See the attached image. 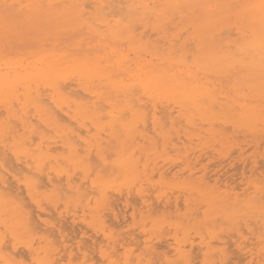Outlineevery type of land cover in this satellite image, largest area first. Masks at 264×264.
Listing matches in <instances>:
<instances>
[{
	"label": "rangeland",
	"instance_id": "1",
	"mask_svg": "<svg viewBox=\"0 0 264 264\" xmlns=\"http://www.w3.org/2000/svg\"><path fill=\"white\" fill-rule=\"evenodd\" d=\"M234 5L235 3H233V5L230 4L233 10H235L233 7L237 8V5ZM230 6L225 8L226 12L228 11V9H230V15H228V13L223 15L222 20L224 23L228 22V25H219V31L221 32V29L224 28L226 32L224 30V32H222V34L217 37L221 38V36H230H228V38L225 37V39H223V42H231L230 39H233L234 34L237 31L234 30L235 23L233 22L234 20L232 18L234 13H231V11L233 10H231ZM179 9L180 8L178 7L177 10L176 7L175 11L171 10L168 12V14H170L169 17L173 13L175 15L171 16L172 19L170 18L172 22L168 19V23L170 22V25L167 26L168 29L163 28L164 26L166 27V22L162 25V32L165 31L166 33H163L164 35L162 34L161 29H158V32L156 34V31L153 29L152 26L151 28H149L150 25L155 23L156 21H153L152 19L150 22L148 21V24H150L149 27H146L148 28V31L145 28L146 30L144 37L147 38V36L149 35V38L146 39L143 37V40H148V42L151 43L150 45L152 46L153 44L155 47L158 46L159 50L157 49V52L159 55L155 57L138 44L134 46V49L136 48L134 50L133 45L135 44H133V42L129 39L128 35L124 36L117 31L113 33L107 31L104 32V30H101L102 28H97L96 24H94L95 21H93L92 17L89 15H87L89 16V20L86 19V15L81 17L82 22H77L76 20L66 18L67 16L56 21L50 20L44 22L45 24L40 27V30H37L35 28L28 29V24H25L27 22L23 19V17L17 15V13L12 9L0 7V19L6 24V26L4 24H1V28L5 31L8 30L10 32L7 34L8 37H6L5 35V33L7 32H0V69H2L1 72H10V69H8L5 64H1L7 59L8 61L22 60L23 64L20 65H22L23 67L27 66L26 69L28 72H35L36 70L34 69V60L39 56V52H46V54L49 53V57H47L48 60L51 61L56 58L55 56H63V60L66 59V61H68L70 60V56L71 62L65 63L67 66L70 63L69 67L82 62H87L89 66H92V64H94L97 66L100 65L101 67L103 64H110V67L106 65V68H102L105 70V74H109L110 78H113L111 80L117 81L120 80V78L122 77V83L131 84L132 82L135 83V79L130 78L129 75L137 74V72H140V70L138 69L142 70L146 64H153L154 66H163L161 65L162 62L165 63V61H167L168 63L170 62L169 65H172L173 67L169 66L168 63H163L164 66H168L169 69H171L172 71L174 70V74H176L177 77H182L179 78L182 79V81L183 79L184 82L189 81V84L188 82L186 83L187 87L190 86V89H196L200 87V89L202 88V91L205 90V92H210L215 101V106H212L210 109H207V112L204 114H199L194 104H191L190 107L192 109L190 108V115H192L191 118H193L190 120L189 123L186 120H182L181 122L183 123H181V126L179 125L180 123H177L176 126H173L176 131L175 129L170 130L172 128L168 127L167 124L164 127V131H168L169 136L171 134L170 139L167 141L169 144H165L159 135H155L153 133L151 129V122L149 119H147V121L149 122H147V125L149 124V126H147V129L144 132L147 133V135L150 136L156 142V144L153 148V146H151L148 142H143L142 140H139V144L140 147L143 149V152L135 153L136 163L133 167V173L132 175H130V177L124 173L123 169L121 168V165H116L118 159H116L115 157L117 155L122 157V154L125 152V150L118 146L116 144L117 142L115 143L114 141H108L109 139L105 133H102L103 135L101 134V137L104 136L108 143H97L94 138L90 140V137L95 136L94 134L97 135V131L96 129L93 130L95 127L91 125V123H89L88 121H86L87 123L85 122V125H79L75 121L71 120H68L69 122L65 123V125H67V127L71 130H75L76 128L77 130H75V132H79V134L83 132V135H90L88 133H92L88 137L83 136L81 134L80 136L83 139L81 140V143H83L84 145L80 142L79 144L78 142L76 144H78L77 149L82 150V153L80 152L81 154L87 153L88 148H93L90 157H94L89 160V165L86 164V162H84L86 160H84L79 163L80 167L77 166V168H75L67 163L66 165H63V163H65L63 161L54 162L53 157L65 155V153L67 152L66 148H63L62 142L57 135H55L48 128L46 129V127H44L42 124H38L36 121L34 122L33 120V136L37 135L38 133H41L47 137H52L51 140L55 141L54 143L50 144V146H56V148L52 149V151L49 152L50 156H53L50 160L51 164L49 166H46L45 171L46 173H49V177L51 176L53 178L57 177V175L58 177H60V184L62 186H60V188H62V190L60 191L59 196H61L63 199L55 195L50 196L52 195L50 187L40 188V193L32 198L28 194V192H26V189L21 185V188L23 190L21 189V195H19V197H22L20 200L22 203H25L23 204V209L25 211L30 212L31 216H33L32 212L34 213V215H36L37 213L40 214V212L41 214L47 213L45 215L40 214L39 216L41 219H45L46 221L53 223L54 227L52 230L49 225L46 226L42 221H37L36 216H33L35 219H33V217L32 219L36 222L33 221L34 223L32 222V226L30 224L31 227L29 228V230L25 227L22 228L23 230L21 232V235L19 234V241H16L15 239L13 240L12 238L8 237L9 235L6 236L4 240V246L6 244L8 246L6 245L7 248H5L4 251L9 253H11L10 251H12L11 254L15 257L14 261H19L17 263L36 264L31 259L33 251L30 252L27 249L26 244L28 243V245H31L33 249H38L39 251H43L44 249L46 250V247L49 248L51 245L52 246L50 248H54L53 246L57 247H55V250L59 249L62 246L59 251L64 248V245L68 249L71 248L72 252H74L75 249V252L73 253L74 255H72L71 257L73 258L76 256L75 258H73L74 260L69 258L67 251L59 252L57 250V257L61 258L62 256V259H58L60 260L58 262L59 264H264V86L259 87L258 95H252V93L249 92L246 86L241 83V80L245 76L260 74L259 76H261V78L264 77V68H262L261 66H256L253 68L249 67L248 72H244L245 76L242 74V72L238 73L241 66H234L233 68L231 66L228 68L215 67L216 70L214 69L213 71L212 66H207L206 64L205 66L203 65L204 69H202L203 66H199L201 64H196L195 56L197 55L196 48L200 44L199 42V44L197 45L198 42H196V40H204L205 37L200 38V36H204V33L198 26V29L191 28L192 25L188 23L191 20V17L202 18V13L197 12L191 15V13L187 12L184 7H182V9L184 10L181 9V11H179ZM183 12L186 14L187 19L189 18L190 20L186 19V16H184L185 14L182 15ZM195 14H198V16ZM182 16H184L185 18ZM204 19L205 18H202V20ZM91 21H93V24H91ZM11 23L18 24L19 30H16H18L20 33L17 34V36H15L16 34L14 35V30L10 29L12 27ZM55 23H57V25L59 24V27H55ZM128 25L132 26V29L133 26H135L133 25V23H129ZM231 25L233 27H231ZM201 27L207 29L206 27ZM229 27L232 29L230 30ZM208 29L211 28L208 27ZM137 30L134 31V33L139 32L141 29ZM193 30H197L199 34L197 33V35H195L196 33L195 31L192 32ZM29 31H35L32 32L34 33V35H31L32 33H30ZM232 31L234 33L233 35L227 34L232 33ZM190 32L192 34H189ZM1 33L3 36L1 35ZM159 34L163 37H161ZM168 34H178L177 38H181L178 39L180 41H178L180 45L182 41L183 45H186L185 40H188V42H193L191 43V45L190 43H187L186 47H189L188 49L184 48V46L182 47L181 45L183 49V54L188 55V58L186 59L187 61L185 63H189V66H192V68L188 67V64L182 65L183 62L181 63V61L178 59L181 55L180 51H178L177 49L179 47L178 43H176L175 47L173 48L174 52H172L173 50H171V48H169L170 50L167 48V46H169L168 42H166L168 45H162L164 42L160 38H170V35L169 37H167ZM237 34L238 32H236L235 35L238 36ZM18 36L19 39H17ZM156 36H160L159 40ZM195 36L197 38H195ZM189 37H194L195 39L192 38L193 40H190ZM5 38L7 39L5 40ZM49 38L50 40H48ZM150 38L153 40H150ZM18 40H20L21 42ZM14 41L17 43V45ZM69 41L71 42V44ZM130 42L133 45H130ZM160 47H163L164 49ZM161 49L165 50V53ZM168 51H171V53H168ZM36 52L38 55H36ZM51 52L52 55L50 54ZM57 52L58 54L54 55ZM60 52L63 55L59 54ZM64 52H66L65 55ZM83 54L85 56H88L85 57L83 56ZM191 55H193V57ZM124 56H126V58ZM142 56L144 57L142 58ZM72 58L75 64L72 61ZM94 58L96 60L98 58V60L94 61ZM154 58H158L157 60L159 61L156 63L157 60H155ZM80 59L84 60L80 62ZM141 60L144 61L142 62ZM161 60L163 61L161 62ZM172 60L176 61V63ZM122 63H124L125 66ZM178 63H181V65H179ZM66 65L63 64L60 67L66 68L64 67ZM112 65L114 66L112 67ZM115 66L118 69H115ZM195 67L198 68L195 69ZM150 68L151 67L147 69ZM205 69H208L206 71L209 72H205L206 74L204 76L203 70ZM132 70L133 73H131ZM177 70H179V72ZM180 70H182L181 73ZM197 70H199V72H196ZM64 72L67 78L63 82H70L71 86L73 85V89H77V91L80 90L79 93H83L80 87H74V84L76 85V83L78 82L77 76L73 74L71 70L68 72L65 70ZM10 73L12 74V77H14V71H11ZM182 73L184 75L186 74V76H184ZM112 75L114 77H112ZM196 75L199 79L196 77ZM234 77L237 79H235ZM94 79L95 80L93 81V83L95 84L93 85H97L96 87H98L99 84L101 85L103 81H105L101 80L102 82H99L98 79ZM193 81L196 82L193 83ZM201 83L202 85H204L203 87L200 85ZM207 85L210 89H212L213 92H211ZM40 88V90L45 95H47L49 91L47 90L44 92L42 90L43 87L40 86ZM134 88L136 89V87ZM134 88L132 91V97L135 101V99H138V95L141 97L143 94L139 92V89L135 90ZM105 91H109V88L105 89ZM226 91L229 93H227ZM83 95L86 96L87 94L84 93ZM238 95L240 96L238 97ZM140 97V102H146L144 104L145 106H147L144 107L143 104V107L146 108L145 110L149 112L148 117L151 116L150 112L152 110V101H150V99L146 96L144 97V95L141 98ZM158 97L154 103V105L157 106L156 115H164V113H167V110L170 111L172 109L171 116H176L177 110L179 109L176 97L168 95H159ZM191 97L193 98V100L198 99L195 92L191 93ZM226 97L228 98V100L226 99ZM230 97L233 100L229 99ZM173 98L175 99L173 100ZM200 102L205 107H208L211 104V102L207 99H201ZM233 103H235L236 105ZM238 104L239 106L243 104V106L239 107ZM213 107L215 108L213 109ZM243 107H246V109H243ZM161 109L165 110L160 111ZM252 109H254L260 115V118L254 121L248 118V115L250 114ZM98 110L100 112H104L105 108H99ZM191 112L193 114H191ZM232 115L235 117H232ZM0 117L2 119H5V112L3 110V107L1 106ZM199 117L201 118L199 119ZM194 118H198V120L196 121V119ZM10 122L11 125L15 124V120L13 119H11ZM17 124L18 122L16 123V125ZM213 124H216V127H213ZM41 125L44 127L43 129L41 128ZM17 126L20 127L19 124ZM17 126L15 129H19V131L16 133V135L19 139H21L25 137L26 133H23L22 130L20 131V128H18ZM38 126H40V128H38ZM224 126L228 127H225L224 129ZM177 128L180 129V132ZM86 129H88L89 131H86ZM139 129L141 130L142 128L139 127ZM227 129H229V131H227ZM18 133H20L21 135H19ZM119 133L120 135H122L121 130L119 131ZM119 137L121 138L122 136ZM173 137L175 140L173 139ZM104 138L103 140H105ZM9 139L11 138L8 137L4 141L6 145H8V142L9 144L12 143V141ZM17 139L16 141L19 142L20 140ZM158 139L159 142H157ZM185 139L187 141L184 142L183 140ZM35 141L37 142L38 139L35 138ZM174 141H178L179 143H176ZM13 144L14 143H12V146ZM9 146L11 145H8L7 147ZM166 146L169 149L166 148ZM1 148L2 147L0 146V156H2L0 161L3 160L2 162L4 164L12 163L11 165H16L14 155H12L11 153L9 154V150L6 147L2 149ZM99 148H102L105 151V159H99L98 155L96 154V150ZM6 150L8 151L5 155ZM111 154H113V156ZM9 156H11L12 158H10ZM118 156L117 158H121ZM7 159L8 161L11 160V163L6 161ZM12 160L13 162L15 161L14 164ZM112 161L115 162V164H113ZM53 164L54 167H52ZM139 165L140 168L138 167ZM50 166L52 168H50ZM68 166H70L69 168H71V170L66 168ZM61 168H63L64 171ZM72 168H75L74 172H72L73 174L71 173V171H73ZM78 168L80 169L78 170ZM68 170L70 173L68 172ZM141 170L145 171L146 174L144 172H141ZM54 171H56L57 173ZM59 172H62V174ZM135 172L136 174L138 173V176L135 174ZM118 173L120 175H118ZM68 174L70 175L68 176ZM22 175L23 174L19 173L15 174L16 177H19L21 180H23L24 178H22ZM133 176L134 180L133 178H131ZM74 179L77 181H75ZM102 179L105 180L106 186L104 185V181ZM132 181H136L135 185L134 183H132ZM67 182L80 185L81 187L79 188L78 193H75L73 191H65L66 189L64 187L66 186ZM126 183H130L131 186ZM102 184L104 185V187L102 186ZM249 186H251L252 188H250ZM255 186L259 187V189H255ZM121 190L124 191V193L121 192ZM90 191H96V193H98L99 195L97 194V196L95 192L93 194V192L91 193ZM100 193H102L103 196H101ZM100 196L103 197V199L100 198ZM120 196L122 199L120 198ZM98 198H100V200L96 205ZM128 198L131 200H129ZM105 199L112 201L114 204L110 205L111 202H109L108 200L104 202ZM28 201L29 203H27ZM35 201L37 202L35 203ZM38 202L40 204H38ZM76 209L78 213L76 212ZM69 210H72L73 212ZM51 211L53 212V215ZM102 213H105L106 215ZM49 214L53 217H51ZM84 215H86L87 217ZM56 217L57 219H60H54ZM57 221L58 223H54ZM63 221H66L67 223ZM38 223L41 224L39 225ZM23 226L25 225L23 224ZM36 226H39L40 228H36ZM41 228L42 231L39 230ZM66 228L67 231H65ZM44 230L45 232L43 233ZM30 231L31 233H29ZM51 232L56 233V236H54V234H52ZM76 234L78 235L77 237ZM44 235L46 238L44 237ZM52 235L53 239L55 238L54 240L52 239ZM68 238L70 241H68ZM14 241H16L17 243ZM78 241H80L79 245L81 244V250L79 251L77 249ZM84 241H86V243L90 245L87 246ZM62 242H65L66 244L64 243L63 245ZM83 242L85 244H83ZM12 245H14V248ZM9 246L10 248H8ZM73 246L74 249H72ZM85 247L86 249H83ZM21 249L23 250V252ZM114 249H117L116 253L114 252ZM24 251L26 256L24 255ZM21 253L23 255H21ZM43 253L44 252H41V254ZM64 253L65 255H61ZM18 254L24 256L25 258H28L29 260L27 259V261L24 257L18 256ZM86 257L90 258L86 259Z\"/></svg>",
	"mask_w": 264,
	"mask_h": 264
},
{
	"label": "bare ground",
	"instance_id": "2",
	"mask_svg": "<svg viewBox=\"0 0 264 264\" xmlns=\"http://www.w3.org/2000/svg\"><path fill=\"white\" fill-rule=\"evenodd\" d=\"M233 3H235V5H237V8L233 7L235 10H233L232 7L230 6V4L233 5ZM181 6L184 7L187 12L191 13V15L194 13L200 12V13H202V18H205L204 20H202V18H198V17L192 18L191 17V20H190L189 18L187 19V16L184 12L182 14V15L185 14L184 16H186V19L190 20L188 23L192 25L191 28H197L198 29V27H199L201 29V31L204 33V36L203 35L200 36V38L205 37L204 40L203 39L202 40L198 39V41L196 40V42H198L197 45L200 42V44L196 48L197 49V55L195 56V60H196L197 65L201 64V65H199L201 67L203 65L205 66L206 64H207V66L211 65L213 68V71H214V69L216 70L215 67H217V68L227 67L228 68L231 66L233 68L234 66H239V67L241 66L240 69L238 68L239 69L238 73L242 72V74L244 76H245L244 72L247 73L249 70V67L253 68L256 66H261L262 68H264V0H0V7L12 9L13 11H15L17 13V15H20L21 17H23V19L27 22L25 24H28L27 25L28 29H34L35 28L37 30H40V27L43 26V24H45L44 22H47L50 20H52V21L60 20L62 18H65V16H67L66 18L76 20L77 22H82L81 17H83L84 15H86V17H87L86 19H88V20H89V16H91L93 21H95L94 24H96L97 28H102L101 30H104V32L107 31V32L113 33V32L117 31V32H120L124 36L128 35L129 39L133 42V44H135V45H133L130 42V45H133V49H134V46H136L138 44L139 46H142L151 55H154L155 57L159 55L157 52V49L159 50L158 46H156L157 47L156 48L153 43H152L153 44V46H152V45H150L151 43H149L148 40H146V41L143 40V37L145 36L144 35L145 30L147 29V31H148V28H146V27H149V24H150V23L148 24V21L150 22L151 19L153 21H156L155 23H153L154 25L151 24L149 27V28H151V26H152L153 29L156 31L155 32L156 34L158 32V29H161V32H162L163 28L168 29L167 26L170 25L169 24L170 22L168 23V19L171 20L172 19L171 16L175 15L174 13L173 14L171 13L172 15L169 17L170 14H168V12L171 10L175 11L176 7H177V10L179 7L180 8L179 11H181V9H182ZM229 6L231 7V10H233V11H231V13H234V15L232 17L234 20L233 22L235 23V29L234 30H237L236 32H238V34H237L238 36H236L235 35L236 32L234 34L233 31H232V33H227V34H232V35L234 34V37H236V38L238 37V38L236 39L233 37L234 40L230 39L231 42H223V39H225L226 36H224V37L221 36V38H219L217 36L221 35L222 32H224V30H225L224 28H222L223 30L221 29V32H220L219 31L220 30L219 25L220 24H223L226 26L228 25V22L224 23L222 20H223V15H225L227 13H228V15H230V11H229L230 9H228L227 12L225 9ZM182 10H184V9H182ZM87 15H89V16H87ZM195 15L198 16V14H195ZM184 16H182V17H184ZM174 18H175V16H174ZM93 21H91V24H93ZM179 21H181V20H179ZM124 22L125 23L128 22V23L125 24ZM171 22H172V20H171ZM129 23H133V25H135V26H133V29L131 28L132 26L128 25ZM164 23L166 24L167 28L165 26L164 27L162 26ZM167 23H168V25H167ZM1 24H4L6 26V24L0 19V30L2 29ZM55 25H56L55 27H59V24L57 25V23H55ZM186 25H188V24H186ZM201 26L206 27L207 29L202 28ZM208 27L211 29H208ZM231 27H233V26L231 25ZM10 29L14 30V35L16 34L15 36H17V34L20 33L18 31L19 30L18 24L13 23L12 27ZM16 29H18V30H16ZM137 29H141V30L139 32L134 33V31H136ZM229 29L231 30L232 28L229 27ZM2 31H5V30L2 29L0 32H2ZM68 31H70V30H68ZM96 31H98V30H96ZM194 31L195 30H193L192 32H194ZM5 32H7V33H5V35H6V37H8L7 34L10 32L8 30H6ZM26 32H28V31H26ZM29 32L32 33L35 31H32V32L29 31ZM225 32H226V30H225ZM30 33H25V34H30ZM163 33L166 34L165 31L162 32V34ZM195 33H196L195 35H197V33H198L197 30L195 31ZM85 34H87V33H85ZM171 34L167 35V37H169V35H170L171 36L170 38H166V39L160 38V39H162L164 42L162 45L167 44L166 42H168L169 46H167V48L168 49L171 48V50H173L176 43L179 44V42H180L178 39H181V38L180 37L177 38L178 34H175V35H171ZM181 34H183V33H181ZM189 34H192V33L190 32ZM1 35H2V33H1ZM31 35H34V33H32ZM95 35H97V34H95ZM160 36L163 37L162 35H160ZM228 36L226 38H228ZM67 37H68V34H67ZM156 37L159 40V37L158 36H156ZM144 38H146V37H144ZM147 38H149V35L147 36ZM192 38L195 39L197 37L195 36V38L194 37H192ZM192 38H190V40ZM6 39L7 38H5V40ZM17 39H19V36ZM20 40H18V41H20ZM48 40H50V38ZM150 40H153V39L150 38ZM29 42H32V41H29ZM46 42H47V40H46ZM185 42H186V45H187V43H190V45H191V43H193L192 41L188 42V40L187 41L185 40ZM70 44H71V42H70ZM16 45H17V43H16ZM162 45H160V46H162ZM181 45H182V47L184 46V48H187L186 45H183V41H182ZM181 45L179 44L178 45L179 47L177 46L178 51H180V53H181V55L179 56L178 59L181 61V63L183 62L182 65L188 64V67L192 68V66H189V63H185L187 61L186 59L188 58L187 57L188 55L183 54V49H182ZM24 46H26V45H24ZM142 47H138V48H142ZM160 48H163V47H160ZM26 49H27V47H26ZM163 49H161V50H163ZM177 49H175V50H177ZM139 50H141V49H139ZM164 51L165 50H163V52ZM73 52H74V50H73ZM144 52H146V51H144ZM148 52H146V53H148ZM169 52L171 53V51H168V53ZM172 52H174V50ZM65 53L66 52H64V55H65ZM50 54L52 55V52ZM57 54H58V52L54 55H57ZM59 54H62V53L60 52ZM84 54H83V56H85ZM36 55H38L37 52H36ZM48 55H49V53L46 54V52H44V53L39 52V56L34 60V65H35L34 69L36 70L35 72H28L26 69L27 66L23 67L22 65H20V64H23L22 60H9L8 61V59H7V60L3 61V63H1L2 65L5 64V66L8 69H10V72L14 71V73H13L14 77H12V74L9 71L1 72L2 69H0V106L3 107V110L5 112V119L7 120L6 121L5 119H2L0 117V146L2 148L6 147L9 151L6 150L5 155L7 154V151H8L9 154L11 153L12 155H14V158L16 161V163H15L16 165H11L12 164L10 162L11 160L8 161V159L6 161L10 162L11 164H9V163L4 164L2 162L3 160L0 161V261H1V264H20V263H17L19 261H14L15 257L11 254L12 251H10L11 253L4 251V249L7 248L6 247L7 244L4 246V243H5L4 240H5V237L9 235L8 237L12 238L13 240L15 239L17 241L19 239V234L21 235V232L23 230L22 228L25 227V228H28V230H29V228L32 226V224L34 222H36L33 220V219H35L33 216H36L37 221L38 220L42 221L46 226L49 225V227L52 228V230L54 227L53 223L48 222L45 219L40 218L39 215L41 214V212H40V214L37 213L36 215H34V213L32 212V208L34 206L31 208V212H32L33 216H31L30 212L25 211L23 209V207H24L23 204H25V203H22L20 200L22 197L21 198L19 197V195H21L20 194L21 189H22L21 185L26 189V192H28V194L32 198L35 197V195H38L40 193L39 192L40 188H46V187H50V189H51L52 195H50V196L55 195V196L61 197V196H59L60 191L62 190V188H60V186H61L60 179H59L60 177H58V175H57V177H53V178L51 176L49 177V175H48L49 173L48 172L46 173V171H45L46 166L47 165L49 166L51 164L50 160H51V157L53 156V155L50 156L49 152L52 151V149L56 148V146L52 147V146H50V144L54 143L55 141L51 140L52 137H47L41 133H38L37 135L33 136V133H34L33 123L35 121L38 124H42L44 127H46V129L48 128L55 135H57L62 142L63 148H66L67 152L65 153V155L53 157L54 162L63 161V162H65V163H63V165H66V163H67V164H69L75 168H77V166L80 167L79 163H81L84 160H86L84 162H86V164L89 165V163H88L89 160L94 157V156L90 157L93 148H88L87 153L81 154L82 150L81 149L78 150L77 145L79 144V142L81 143V140H83L80 136L83 132L81 131L82 133H80V134H79V132H75V130H77L76 128H75V130H71L67 127V125H65V123L69 122L68 120H71V121H75L79 125H81V124L85 125V122L88 121L89 123H91V125H93L95 127L93 130L96 129V131H97V135L94 134L95 136L90 137L91 138L90 140H92V138H94L97 143H101V144L103 142L108 143L106 141V139L104 138V136L101 137V134L105 133L109 139L108 141H114L115 143L117 142L116 144L125 150V152L122 154L123 155L122 157L117 155L118 157H121V158H117V156L115 157L116 159H118L116 162V165H121V168L123 169L124 173L130 177V175H132V173H133V167L135 166V163H136L135 153L136 152H143V149L140 147L139 140H142L143 142H148L151 146H153V148L156 144V142L150 136H148L147 133L144 132V131H146L147 126H149V124L147 125V122H148L147 119H149L151 122V129H152L153 133L155 135H159L161 137V139L163 140V142L165 144H167L168 143L167 141L170 139L171 134L169 133L170 134V136H169L168 131H164V127L168 124V127L172 128L170 130H173V129H175L173 126H176L177 123H180L179 125L181 126V123H183V122H181L182 120L183 121L186 120L189 123L190 120L193 118V117L191 118L192 115H190V110L192 109L190 107L191 104H194V106L197 109V112L199 114H204L207 112V109H210L212 106H215L214 105L215 101H214L212 94L210 92H205V90L202 91V88L200 89V87L199 88L193 87L196 89H192V88L190 89L189 88L190 86L187 87L186 83L188 82V84H189V81L184 82V79L182 81V79H179L182 77H177L176 74H174V70L172 71L171 69H169L168 66H167L168 68L164 66L165 63H168L167 61H165V63H164V62H162L163 60H161V62H162L161 65H163V66H160V65L154 66L153 64H150V65L146 64L147 66L145 65V67H143L142 70L138 69V70H140V72H137V74L129 75L130 74L129 73L128 74L129 77L132 79H135L134 80L135 83L132 82L131 84H126V83L124 84V83H122V79H121L122 77L120 78V80L114 81V80H111L113 78H110L109 74H105V72H104L105 70L102 67L106 68L107 64L106 65L103 64L104 66L102 65V67L100 65L97 66V65L92 64L94 61H97L98 58H97V60L95 58H94L95 60L93 59L94 61L91 63L92 66H89V64H87V62L75 64V62L73 61V58H72V61L74 62L75 65H72L69 67L70 63L68 66L65 63L71 62L70 56H69L70 60H68V61H66V59L63 60V56L62 57L61 56H55L56 58L51 61V60H48V57H49ZM71 56H72V54H71ZM87 56H85V57H87ZM129 56H131V55H129ZM191 56L193 57V55H191ZM73 57H74V54H73ZM85 57H84V59H85ZM124 57L126 58V56H124ZM143 57L144 56H142V58ZM81 59H80V62L84 60V59L83 60H81ZM121 59H122V57H121ZM157 59H155V60H157ZM172 59H174V58H172ZM158 61L159 60H157L156 63ZM180 61H178V62H180ZM122 62H123V60H122ZM173 62L176 63V61H173ZM181 63H178V64L181 65ZM63 64L66 65V66H64L66 68L60 67ZM122 64H124V63H122ZM169 64H170V62L168 63V65ZM109 65H107V66L110 67ZM113 66L114 65H112V67ZM124 66H125V64H124ZM169 66L173 67L172 65H169ZM204 66L202 69H204ZM149 67H151V68L147 69ZM138 68H139V66H138ZM197 68L195 67V69H197ZM212 68H208V69H212ZM111 69H113V68H111ZM115 69H118V68H116V66H115ZM174 69H176V68H174ZM208 69L203 70L204 76L206 73L209 72V71L208 72L206 71ZM65 70L67 72L71 70V72L77 76L78 82L76 83V85L74 84V87L75 86H77L78 88L80 87V89L82 90L83 93H79L80 90L77 91V89L76 90L73 89L72 88L73 85L71 86L70 82H63L67 78L66 74L64 72ZM177 71L179 72V70H177ZM184 71H183V73H184ZM181 72H182V70H180V73ZM196 72H199V70H197ZM109 73H111V72H109ZM131 73H133V70ZM175 73H177V72H175ZM180 73H178V74H180ZM249 73H251V72H249ZM112 74H116V73H112ZM142 75H143V77H142ZM181 75H179V76H181ZM259 75L260 74L252 75V76H245L241 80V83L246 86V88L249 90L250 93H252V95L253 94L258 95L259 94V92H258L259 87L264 86V77L261 78V76H259ZM184 76H186V74ZM112 77H114V76L112 75ZM196 77H197V75H196ZM237 77H240V76H237ZM94 78L98 79L99 82H102L101 80H105V81H103V83L101 85L99 84L98 87H96L97 85L96 86L93 85V84H95V83H93V81L95 80ZM118 79H119V77H118ZM235 79H237V78H235ZM199 81H201V80H199ZM194 82H196V81H193V83ZM202 83L200 85L203 87L204 85H202ZM206 83H207V81H206ZM40 86L43 87L42 90L44 92L47 90L49 91L47 93V95H45L40 90L41 89ZM93 86H95V87H93ZM134 87H136V89ZM207 87L209 88L208 85H207ZM107 88H109V91H105V89H107ZM133 88L135 90L139 89L140 91L139 90L138 91L141 92L144 95V97L146 96L147 98L150 99V101H152V104H151L152 110L150 112L151 116L148 117L149 112L145 110L146 108H144L147 106V105L145 106V104H144L146 102H144V103H142L143 101L140 102L141 99L139 100V97H140L139 95L137 96L138 99H135V101L133 100V97H132L133 96V94H132ZM210 90H211V92H213L212 89H210ZM192 92H195L198 99L193 100V98L191 97ZM84 93L87 95L84 96L83 95ZM227 93H229V92H227ZM135 94H136V92H135ZM153 95H155V96H153ZM159 95H161V96H167L168 95V96H175L176 97L177 102H178V108H179L178 110L176 109L177 110V114L175 112L176 116H174V117L171 116L172 115V109L170 111L167 110V113L166 114L164 113V115L163 114L161 116L156 115V112H157L156 107L157 106L154 105V103H155V100H157V97ZM239 96L240 95H238V97ZM227 97H228V95H227ZM227 97H226V99L228 100ZM236 97H235V100H236ZM174 99L175 98H173V100ZM201 99H207L211 102V104L208 107H205L203 104H201V102H200ZM229 99H232V98L230 97ZM168 102H169V100H168ZM143 104H144V107H143ZM233 104H235V103H233ZM244 105H245V103H244ZM238 106H239V104H238ZM238 106H235V107H238ZM241 106H243V104L240 105L239 107H241ZM99 108H105V111L100 112L98 110ZM214 108L215 107H213V109ZM243 109H246V107L245 108L243 107ZM162 110L163 109H161L160 111H162ZM191 114H193V113L191 112ZM1 115H2V113H1ZM232 117H235V116L232 115ZM162 118H164L165 120ZM200 118L201 117H199V119ZM248 118L252 119L254 121V120L260 118V115L254 109H252L250 114L248 115ZM11 119L15 120V124H12V125L10 124ZM194 119H196V121L198 120V118H194ZM33 120H34V122H33ZM17 122L20 125V127L17 126L18 124L16 125ZM215 125L216 124H213L212 126L216 127ZM16 126L18 128H20V131L22 130L23 133H26L25 137H23L21 139H19L17 137L16 133L19 131V129H15ZM43 126L41 127L42 129L44 128ZM139 127L142 129L140 130ZM225 127H228V126H224V129H225ZM38 128H40V126H38ZM148 129H150V128H148ZM177 129H178V131L180 130L179 128H177ZM120 130L122 131V133H121L122 135H120V133H119ZM86 131H89V130L86 129ZM175 131H176V129H175ZM227 131H229V129H227ZM18 134L21 135L20 133H18ZM88 134L91 135L92 133L90 132ZM90 135H83V136L88 137ZM7 136L11 138L9 140H11L12 143H14L13 146H12V143L9 144V142H8V145H11V146L7 147L8 145H6L4 143L5 139L8 138ZM119 136H122L121 137L122 139ZM17 138L20 140L19 142L16 141ZM35 138L38 139L37 142L35 141ZM103 138L105 140H103ZM159 139L157 140V142H159ZM173 139H174V137H173ZM183 141L185 142L187 140L185 139ZM77 142H78V144H76ZM174 142H176V141H174ZM176 143H179V142L177 141ZM81 144H83V143H81ZM166 148H168V147L166 146ZM179 148H181V147H179ZM2 151H5V150H2ZM167 151H169V150H167ZM104 152L105 151L102 148H99L96 150V154L98 155L99 159H105L106 154ZM111 155L113 156V154H111ZM9 157L12 158L11 156H9ZM1 158H2V156H0V159ZM112 160H113V158H112ZM138 160H139V158H138ZM12 162H13V160H12ZM14 162H13V164H14ZM113 164H115V162H113ZM52 167H54V164ZM52 167L50 166V168H52ZM69 167L70 166H68L66 168L71 170V168H69ZM138 167L140 168V165ZM61 169L63 170V168H61ZM74 169H73V171H71V173L74 172ZM79 169L80 168H78V170ZM78 170H76V171H78ZM54 172H56V171H54ZM62 172H59V173L62 174ZM68 172H69V170H68ZM141 172L145 173V171H143V170H141ZM18 173L23 174L22 175V178H24L23 180H21L19 177L15 176V174H18ZM82 174H83V172H82ZM135 174H136V172H135ZM69 175L70 174H68V176ZM79 175H80V173H79ZM118 175H120V174L118 173ZM136 175H135V177H136ZM63 177H64V175H63ZM131 178H133V180H134V176ZM75 181H77V180H75ZM103 181H104L103 183L105 185V180H103ZM136 181L135 182L132 181V183H134V185H135ZM71 182L66 183V186L64 187L66 189L65 191H73L75 193H78L79 188L81 186L78 184H74V183L72 184ZM106 182H108V181H106ZM126 184H128V183H126ZM62 185H63V183H62ZM104 185L102 184L103 187H104ZM128 185H130V183ZM249 187L252 188L251 186H249ZM101 189H103V188H101ZM255 189H259V187H256ZM103 190H105V189H103ZM92 192H93V194H94V192L96 193V191H92ZM111 192H110V194H111ZM121 192L124 193V191H122V190H121ZM103 193H105V192H103ZM107 193H108V190H107ZM97 194L98 193H96V195ZM100 194H101V196H103L102 193H100ZM50 196H48V197H50ZM101 196H100V198L103 199V197H101ZM100 198H98L96 205L98 204V201L100 200ZM120 198H121V196H120ZM65 199H66V197H65ZM106 200H108V199H105L104 202H106ZM129 200H131V199H129ZM108 201L111 202V204L109 203L110 205L114 204L112 201H110V200H108ZM36 202L37 201H35V203ZM125 202H127V201H125ZM27 203H29V201ZM38 204H40V203L38 202ZM58 204H60V203H58ZM115 206H116V204H115ZM41 210H42V208H41ZM69 211H72V210H69ZM51 212H50V214H51ZM76 212H77V209H76ZM45 214H47V213H45ZM45 214H43V215H45ZM102 214L106 215L105 213H102ZM52 215H53V212H52ZM84 216H86V215H84ZM84 216H82V217H84ZM32 217H33V219H32ZM51 217H53V216H51ZM66 217H68V216H66ZM66 217H65V219H66ZM73 218H74V216H73ZM54 219H57V217ZM59 219H57V220H59ZM66 221H67V219H66ZM66 221H63V222H66ZM54 223H58V221L54 222ZM23 224L25 226H23ZM30 224H31V226H30ZM62 226H64V225H62ZM38 227L39 226H36V228H38ZM81 227H82V225H81ZM83 228H85V227H83ZM39 230L42 231V228ZM45 230H47V229H45ZM45 230L43 231V233L45 232ZM48 230H50V229H48ZM65 231H67V228ZM29 233H31V231ZM66 233H68V232H66ZM52 234H54V236H56V233H52ZM77 236L78 235L76 234V237ZM44 237H45V235H44ZM73 238H74V235H73ZM91 238H92V236H91ZM52 239H53V235H52ZM16 241H14V242H16ZM50 241H51V238H50ZM68 241H70L69 238H68ZM48 242H49V240H48ZM58 242H59V240H58ZM79 242L80 241H78V243H77L78 251L81 250L80 249L81 244L79 245ZM84 242L86 243V241H84ZM84 242H83V244H85ZM64 243L62 242L63 245H64ZM73 244H75V243H73ZM88 245H90V244H87V246ZM94 245H96V244H94ZM12 246L14 248V245H12ZM26 246L30 252L33 251L32 252L33 255H32L31 259L36 264H59L58 262L60 260H58V259H62L61 255H65V253H64V254L59 255V256H61V258L57 257V252L59 251V249L62 246L59 249H57L58 251L55 250L57 248L56 246H53L54 248H50L52 245L49 248L46 247L47 249L46 250L44 249L43 251H41V250L39 251L38 249H36V250L33 249L31 245H28V243L26 244ZM8 248H10V246ZM72 249H74V246ZM83 249H86V247ZM16 250H19V249H16ZM89 250H88V252H89ZM116 250L114 249L115 253H116ZM60 251H62V252L67 251L69 258H71L72 255H74L73 253L75 252V249H74V252H72L71 248L68 249L64 245V248ZM22 252H23V250H22ZM41 252H44V253L41 254ZM19 254H18V256L23 255L22 253H21V255H19ZM24 255L26 256L25 251H24ZM30 255H31V253H30ZM53 256L54 257L56 256V257L54 258ZM21 257H24V256H21ZM75 257H73V258H75ZM73 258H71V259H73ZM77 258H79V257H77ZM89 258L86 257V259H89ZM25 259L27 260L28 258H25ZM251 261H253V260H251ZM62 262H63V260H62Z\"/></svg>",
	"mask_w": 264,
	"mask_h": 264
}]
</instances>
